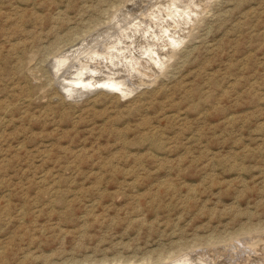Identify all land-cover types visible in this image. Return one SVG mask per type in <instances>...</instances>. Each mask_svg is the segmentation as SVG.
I'll use <instances>...</instances> for the list:
<instances>
[{"label": "rangeland", "instance_id": "374dc122", "mask_svg": "<svg viewBox=\"0 0 264 264\" xmlns=\"http://www.w3.org/2000/svg\"><path fill=\"white\" fill-rule=\"evenodd\" d=\"M160 1L0 0V264H195L263 239L264 0ZM140 4L164 6L139 27ZM117 29L109 63L148 42L162 65L128 55L129 89L58 78Z\"/></svg>", "mask_w": 264, "mask_h": 264}, {"label": "bare ground", "instance_id": "6f19581e", "mask_svg": "<svg viewBox=\"0 0 264 264\" xmlns=\"http://www.w3.org/2000/svg\"><path fill=\"white\" fill-rule=\"evenodd\" d=\"M155 1V0H154ZM160 1V0H159ZM167 1V0H166ZM166 1H165V5H167V8H168V4H166ZM169 1V0H168ZM172 1V0H171ZM170 1V2H171ZM177 1V0H176ZM179 1V0H178ZM189 1V2H188ZM187 2L188 3H193L194 4V2L192 1V0H188ZM161 2V1H160ZM164 1H162V3H163ZM180 2H181V0H180ZM179 2V3H180ZM186 2V3H187ZM207 2V1H206ZM178 3V2H177ZM164 4H162L163 6H164ZM175 4V3H174ZM162 5L161 4H157L155 7H153V8H151V9H149V8H145V10H142V9H144V8H141L140 6H143V5H139V6H137V7H135V8H132V7H129L130 9H132L133 11L135 10V11H138V13H136L137 15H135V13L132 11H130V9L129 8H127V9H123V10H127V14H129L128 15V19H129V17H131L132 19L134 18V22L133 23H136V24H139V27L140 26H143V24L145 23V21L144 20H147V22L148 21H151L152 20V17L153 16H155L156 17V8H161L162 7ZM169 5H171V4H169ZM173 5V4H172ZM178 5V4H177ZM177 5H175V6H177ZM145 6V5H144ZM147 6V5H146ZM180 6H184L183 5V3L180 5ZM180 6L178 5V7L180 8ZM185 6H186V4H185ZM184 6V7H185ZM177 7V8H178ZM182 7H181V9H178L177 11H178V14L180 15V14H184V10H182ZM155 8V9H154ZM165 8V7H164ZM175 8V7H174ZM129 9V10H128ZM155 10V11H154ZM158 10V9H157ZM121 11V10H120ZM160 11V10H159ZM162 11V10H161ZM173 11V10H172ZM175 11V10H174ZM124 12V11H123ZM123 12H121V13H123ZM158 12V11H157ZM120 13V12H119ZM175 13V12H174ZM173 13V14H174ZM187 13H188V11H187ZM187 13H186V15H187ZM123 14H125V16H127L126 15V12L125 13H123ZM159 14V13H158ZM120 15V14H119ZM166 15H167V12H166ZM192 15V14H191ZM195 15V14H194ZM159 16H160V14H159ZM182 16V15H181ZM124 17V16H123ZM165 17V16H164ZM116 18H117V16H116ZM118 18H119V16H118ZM126 18V17H125ZM158 18V17H157ZM160 18V17H159ZM182 18V17H181ZM186 18V17H185ZM189 18V17H188ZM120 19V18H119ZM118 19V20H119ZM123 19V18H122ZM128 19L126 18V20L128 21ZM132 19H131V21H132ZM184 19V18H183ZM193 19V18H192ZM155 20V19H154ZM164 20V19H163ZM179 20V19H178ZM177 20V21H178ZM122 21H124L125 22V19H123ZM130 21V23H132ZM153 21V20H152ZM184 21H185V19H184ZM118 23H119V21H117ZM153 22H155V21H153ZM157 22V21H156ZM162 22V21H161ZM164 22V21H163ZM162 22V23H163ZM166 22V21H165ZM179 22H181V21H179ZM178 22V23H179ZM121 23V22H120ZM152 23V22H151ZM150 23V24H151ZM178 23H176V24H178ZM124 25L125 23H121V25ZM128 24H129V22H128ZM128 24H126L127 25V27L129 26ZM158 25H159V23H157ZM113 25V24H112ZM121 25H118V28H119V26H121ZM122 25V26H123ZM148 25V24H147ZM155 25V24H154ZM165 25H169V23L167 24V22H166V24ZM145 26V25H144ZM151 26H152V24H151ZM157 26V25H156ZM161 26H163V25H161ZM124 27V26H123ZM131 27H132V25H131ZM154 27V26H153ZM152 27V28H153ZM160 27V26H159ZM170 27V26H169ZM121 28V27H120ZM129 28V27H128ZM133 28V27H132ZM131 28V29H132ZM135 28H138V26L136 27L135 26ZM134 28V29H135ZM145 28H146V26H145ZM151 28V27H150ZM163 28V27H162ZM167 28V27H166ZM124 29V28H123ZM123 29H120V31L121 30H123ZM130 29V28H129ZM147 29V28H146ZM160 30H161V27L159 28ZM164 29V28H163ZM115 30V29H114ZM118 30V29H117ZM141 30V29H140ZM156 31H158L157 30V27H156V29H155ZM159 30V31H160ZM174 30V29H173ZM116 31V30H115ZM119 30L116 32V34H115V32H114V35H110V37L109 38H105L104 36L105 35H102V37H104L105 38V40L103 41V42H101V43H99V44H94L93 43V45H98L99 46V50H95V51H93V52H90L89 54H87L86 53V55L88 56V58L87 57H84V58H86L85 60H83V61H80V60H76V57L74 58L73 56V58H69L68 60H66V64H65V66H64V69H63V71L61 72V74H59V76H58V78L59 77H61V79H62V77L65 75L66 76V78L68 77L69 78V76L70 75H72V77L75 75V76H77V74H82L81 76H82V80H80V81H82V82H85L84 84L86 85V86H89L90 84H91V86L93 85V86H96V84L97 85H99V86H108V87H123V86H125V85H127L128 86V89H129V84H131V86L132 87H134L135 88V86H138L137 85V81L135 80L134 81V79H135V77L136 76H131V73H132V71H130V70H127V68L129 67V65H133V64H136V65H138V66H140V67H146V63L148 64V66L149 67H151L152 69H151V71L154 69V68H157V67H159V66H161L162 65V59L163 58H158V56H155L156 55V52H154V48L155 47H157V46H154V44H149L148 42H146V46H144V47H140L141 45H139V46H136V48L135 49H133V50H131V53L129 54L128 53V55L130 56V59H131V61H130V59L128 58L129 56L127 55V58L129 59V65H127V63H126V59H125V56H123V58H124V60L122 61L121 60V62L122 63H124V67L123 66H120V64H119V62H118V65H114V64H111V63H109V61L111 62L112 61V59H110L111 57H115V56H117L118 54L120 55V53H119V50L120 49H118V46L120 47V45H117L116 43H114L113 41H112V38H114L116 35V38L118 37V35H119V32H120ZM134 32V34H136V32H138V31H135V30H133ZM144 31V30H143ZM162 31V30H161ZM94 32V31H93ZM122 32V31H121ZM128 32H130V31H128ZM128 32H126V33H128ZM131 32H132V30H131ZM130 32V33H131ZM140 32H142V31H140ZM145 32H146V30H145ZM153 32L155 33V31L153 30ZM164 32H166V36L165 37H163V34H165ZM123 33V32H122ZM143 33V32H142ZM141 33V34H142ZM147 33V32H146ZM154 33H150V35L151 34H154ZM110 34V33H109ZM112 34V33H111ZM149 34V33H148ZM160 34L161 35H158V33H155V37L153 36V35H151V36H153V38H159V40H161V42H159V43H163V42H165V43H167V42H173V43H178L179 42V40H182V39H180V37H176L175 36V34H172V33H170V34H168V31L166 30H163L162 32H160ZM107 35V34H106ZM120 35H121V33H120ZM119 35V36H120ZM125 35V34H124ZM131 35V34H130ZM142 35H144V33L142 34ZM129 36V34L127 35V37ZM134 36V35H133ZM136 37H137V35H135ZM147 36V35H146ZM121 37V36H120ZM119 37V38H120ZM132 37V36H131ZM139 37V36H138ZM103 38V39H104ZM125 39H126V37H124ZM141 38V37H140ZM147 38V37H146ZM145 38V39H146ZM148 38H150V37H148ZM147 38V39H148ZM183 38V37H182ZM115 39V38H114ZM118 39V38H117ZM128 39V38H127ZM135 39V38H134ZM134 39H132V40H134ZM137 39V38H136ZM139 39V38H138ZM137 39V40H138ZM152 39V38H151ZM156 39V40H157ZM122 40V39H121ZM120 40V41H121ZM124 40V39H123ZM122 40V41H123ZM141 40H142V38H141ZM119 40H118V42H120ZM136 41V40H135ZM139 41V40H138ZM146 41V40H145ZM144 41V42H145ZM152 41V40H151ZM158 41V40H157ZM132 42V41H131ZM154 42V41H153ZM123 44H121L122 45V47H124V42H122ZM128 43H130V41L128 42ZM133 43V42H132ZM135 43V42H134ZM138 43V42H137ZM85 44V43H84ZM126 44H127V41H126ZM156 44V43H155ZM171 44V43H170ZM92 45V44H91ZM117 45V46H116ZM143 45V44H142ZM160 45V44H159ZM158 45V46H159ZM83 46V45H82ZM81 46V47H82ZM126 46V45H125ZM128 46V45H127ZM131 46V45H130ZM171 46H175L174 44L173 45H171ZM170 46V47H171ZM80 47V46H79ZM78 47V48H79ZM90 47V46H89ZM95 47V46H94ZM83 48V47H82ZM82 48H81V50H82ZM87 48V47H86ZM96 48H97V46H96ZM131 48H133V47H131ZM163 47H157V50H161ZM88 49V48H87ZM92 49H94L93 47H92ZM118 49V50H117ZM152 49V50H151ZM154 49V50H153ZM171 49H172V47H171ZM89 50H91V49H89ZM122 50V49H121ZM126 50V49H125ZM129 50H130V48H129ZM75 51V50H74ZM83 51H84V48H83ZM124 51V50H123ZM128 51V50H127ZM171 51V50H170ZM73 52V51H72ZM87 52V51H86ZM122 52V51H121ZM75 53V52H74ZM79 53V52H78ZM78 53H76L75 55H77ZM82 53V52H81ZM123 53V52H122ZM126 53V52H125ZM124 53V54H125ZM83 54H85V51H84V53ZM74 55V54H73ZM93 55V56H92ZM159 55V54H158ZM160 55H162V53H160ZM79 56V55H78ZM82 56H84V55H82ZM68 57V56H67ZM118 57V56H117ZM117 57H115L116 59H117ZM82 58V57H81ZM80 58V59H81ZM122 58V59H123ZM143 58V61H144V64L142 63V64H137V62L136 61H138L139 62V60H141ZM78 59V58H77ZM100 59V60H99ZM103 60V61H102ZM108 62H107V61ZM118 60V59H117ZM61 61V60H60ZM65 61V60H64ZM94 61H95V63H94ZM99 61H102V65L99 63ZM113 61H115V60H113ZM120 61V60H119ZM135 61V63H133ZM81 62V63H80ZM117 62V61H116ZM120 62V63H121ZM128 62V61H127ZM142 62V61H141ZM113 63V62H112ZM100 64V65H99ZM63 65V64H62ZM75 65H76V68H73V66L75 67ZM83 66V67H82ZM134 66V65H133ZM59 67V66H58ZM121 67H123V68H121ZM125 67H126V70L125 71H122V69L124 70L125 69ZM132 67V66H131ZM137 67V66H136ZM143 67V69H145ZM63 68V67H62ZM79 68L81 69V71L80 72H77V70L76 69H78L79 70ZM74 69V70H73ZM133 69V68H132ZM148 69H150V68H148ZM158 69V68H157ZM73 70V71H72ZM137 71H138V68H137ZM145 71V70H144ZM149 71V70H148ZM155 71V70H154ZM157 71H159V70H157ZM57 72V71H56ZM128 72V73H127ZM134 72V71H133ZM59 73V72H58ZM125 73H127V74H125ZM135 73H137L138 74V72H134V74ZM145 73H147V72H145ZM156 73V72H155ZM154 73V74H155ZM150 74H152V73H150ZM125 75V76H124ZM136 75V74H135ZM139 75V74H138ZM144 75V74H143ZM149 75V74H148ZM80 76V75H79ZM93 76H95L96 77V79L94 78L93 79ZM140 76H142V75H140ZM147 76V75H146ZM145 76V77H146ZM153 76H155V75H153ZM83 77H86L85 79L83 78ZM92 77V78H91ZM128 78V79H126V81H128V82H126L125 80H124V78ZM132 77H134V79L132 78ZM143 77V76H142ZM148 77V76H147ZM151 76H149V78H150ZM68 78L66 79V80H68ZM70 78H71V76H70ZM69 78V79H70ZM121 79L122 81H120L119 79ZM138 78V77H137ZM136 78V79H137ZM144 78V77H143ZM60 79V78H59ZM65 79V78H64ZM74 79V78H73ZM77 79V78H76ZM83 79L85 80V81H83ZM142 79V78H141ZM93 80L95 81L94 83H93ZM70 81V80H69ZM76 81H78V79L76 80ZM98 81V83H96ZM118 81H120V82H122V83H119ZM138 81H141V80H138ZM62 82H65V81H61V83ZM67 82V81H66ZM144 81L142 80V83H143ZM129 83V84H128ZM59 84V83H58ZM69 84V83H68ZM75 84V83H74ZM78 84V83H77ZM77 84H75V85H77ZM141 84V83H140ZM144 84V83H143ZM70 85V84H69ZM69 85L67 86V84L65 85V86H67V87H69ZM73 85V84H72ZM75 85H73V86H75ZM80 85V84H79ZM78 85V86H79ZM65 86H63V88L65 87ZM98 86V87H99ZM76 87V86H75ZM97 87V86H96ZM126 87V86H125ZM82 88V87H81ZM80 88V89H81ZM88 88V87H87ZM86 88V89H87ZM124 88V87H123ZM117 89V88H116ZM73 90H75V88L73 89ZM77 90V89H76ZM125 90H127V89H125ZM70 91V90H69ZM119 91V90H118ZM123 91V90H122ZM66 92V91H65ZM77 92V91H76ZM75 92V93H76ZM79 92V91H78ZM81 92H83L82 90H81ZM121 92V91H120ZM129 92V91H128ZM67 93H68V91H67ZM86 92H85V90H84V93H82V94H85ZM71 94H73V92L71 93ZM123 94V93H122ZM128 94V93H127ZM75 95V94H74ZM74 95H72L73 97H76V96H74ZM78 95H79V93H78ZM77 95V96H78ZM82 96V95H81ZM75 99V98H74ZM248 238H250V237H248ZM262 240H260V241H258V243H253V244H251V243H248V244H250V245H248V247H249V249L248 250H246V253L244 254V256H241V253H240V251L238 250V248H237V244L235 243L234 244V246L233 247H228V243L226 244H222L221 246L220 245H218L217 247L218 248H202V249H200L199 251H192V253L191 254H193V256L195 257L194 259L196 260L195 262V264H264V236H262ZM246 239V238H245ZM257 241V240H256ZM242 242V241H241ZM220 246V247H219ZM214 247V246H213ZM242 247V246H241ZM234 248H235V250H234ZM245 249V248H244ZM189 253V252H188ZM187 256H189L188 254H186ZM191 257H192V255H191ZM183 259H184V256L182 257ZM186 258V257H185ZM190 257H188V259H189ZM181 259V258H180ZM192 259H193V257H192ZM176 260V259H175ZM178 261H179V259H178ZM182 261H184V260H182ZM190 261H192V260H190ZM160 262V261H159ZM159 262H157L158 264H159ZM173 262V261H172ZM176 262V261H175ZM150 263V262H149ZM148 263V264H149ZM156 263V264H157ZM168 263H170V262H168ZM188 263V262H187ZM192 263H193V261H192ZM144 264V263H143ZM161 264V263H160ZM164 264V263H163ZM166 264V263H165ZM191 264V263H190Z\"/></svg>", "mask_w": 264, "mask_h": 264}]
</instances>
